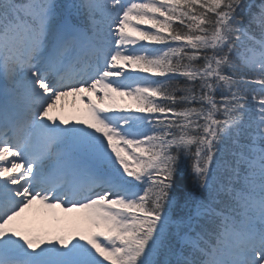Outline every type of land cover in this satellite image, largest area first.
<instances>
[{
	"label": "trees",
	"instance_id": "obj_1",
	"mask_svg": "<svg viewBox=\"0 0 264 264\" xmlns=\"http://www.w3.org/2000/svg\"><path fill=\"white\" fill-rule=\"evenodd\" d=\"M158 1L157 15L128 26L122 41L153 50L127 61L130 71L149 72L158 90L141 117L151 150L134 174L147 194L143 210L121 224L120 262L205 264L210 242L234 223L222 213L235 218L256 192L264 75L238 53L253 47L264 63L256 41L264 0H156L153 8ZM13 2L0 0V30Z\"/></svg>",
	"mask_w": 264,
	"mask_h": 264
},
{
	"label": "rangeland",
	"instance_id": "obj_2",
	"mask_svg": "<svg viewBox=\"0 0 264 264\" xmlns=\"http://www.w3.org/2000/svg\"><path fill=\"white\" fill-rule=\"evenodd\" d=\"M47 19L48 17L44 16L45 29ZM66 25L70 28L74 27L69 21H66ZM119 28L117 26V29L111 32L113 37L108 38V42L114 47L109 55L111 66L107 69L112 74L113 59L121 52L127 53L118 46ZM77 32L85 34L80 29ZM259 41L264 45V32L261 33ZM240 57L245 64L255 67L264 75V71L261 72L264 67L263 56L259 52L250 49ZM7 64L8 62L5 61L4 65ZM15 73L12 67L9 74ZM5 77L4 71L0 68V78L5 79ZM112 78L110 85L101 82L64 97L58 95L60 97L56 99L45 100L47 91L41 90L38 99L45 100L44 105H47V109L42 108L40 111V113L45 111L40 117V128H44L45 132L50 129L57 137L59 142L55 148L57 152L66 155L69 149L74 147L78 155H84L88 161L96 164L92 166L94 169L107 171L105 169L108 165L116 166L117 173L111 175L122 185V192L110 199L101 198L67 205L61 204L57 199L46 198L45 201L44 198L36 197L37 194L33 193L23 196L24 200L19 202L15 210L3 216L0 225V246H10L17 253H24L26 260H21L20 264L29 261L33 264H87L90 254H96L92 256L96 259L101 257L97 256L94 247L90 250L88 242L105 249L106 251L98 249V253L105 258L113 256L108 250L112 237L107 231L125 213L122 207L139 193L140 189L134 186L131 177L133 171L141 167L145 160L141 155L150 148L148 135L143 136L140 130L142 126H136L138 124L134 123L128 126L124 120L133 119L139 111H148L151 108V97L148 94L151 87L144 80H138L134 76H131L127 82L122 76L113 74ZM151 91L154 92V89ZM16 98L22 99V97ZM103 102L116 105L129 113L116 111L104 114L99 111L100 107L97 105ZM128 107L132 110H128ZM124 165L130 166L133 171L129 173L122 171L121 166ZM260 197L253 219L260 225L258 233L264 234V191ZM31 204L35 205L31 206ZM128 205L132 206L133 203L130 202ZM33 207H36L35 211ZM139 208L138 203L133 209ZM257 217L259 218L256 219ZM239 221L246 222L244 216H241ZM116 230L111 232L115 234ZM233 240L234 237H231V241L227 243L230 244ZM242 252L244 253V250L239 247L237 253ZM251 254L263 257L257 260L239 257L240 264H264V253L259 254L253 249Z\"/></svg>",
	"mask_w": 264,
	"mask_h": 264
},
{
	"label": "bare ground",
	"instance_id": "obj_3",
	"mask_svg": "<svg viewBox=\"0 0 264 264\" xmlns=\"http://www.w3.org/2000/svg\"><path fill=\"white\" fill-rule=\"evenodd\" d=\"M31 80L36 81V77L31 78ZM24 81L26 83L28 82V79H25ZM31 88L33 94V89L35 88V85H33ZM23 97L25 102L30 101L29 95L27 93H24ZM30 109H28V113H32ZM36 121H37L36 118L31 119V123L34 125ZM30 140L31 137L29 138L28 141ZM47 142L50 141L48 140ZM47 142L43 144L40 152L35 155L36 157L34 156L26 157L25 159L27 160V163H23V164H21L17 158H10L9 160H5L6 157L1 155V151H0V190L4 194H6V197L9 198L6 200V202L7 201L12 202V200H14L15 202H21L23 196L28 195V191L30 189V185L28 183L29 180H32L34 182L33 185H38L45 174H51L52 172L57 173L58 171L60 174H62L60 169L58 170V167H56V164L60 161L62 154L55 152L54 148H51L50 143ZM72 152H74V150H71V153ZM81 158L85 159L83 156H81ZM81 158H79L78 161H83ZM17 166L20 167L17 168ZM31 169L34 170L35 172V174L33 173L34 175H31ZM23 173L27 174L26 178H22ZM19 178L22 179L19 182H17ZM7 181L12 183L10 185L4 186L3 184ZM58 183L59 184L64 183V181L60 180ZM44 193L45 192H41V194ZM3 202L6 203L5 201ZM33 205L35 204H31V206ZM35 210L36 207H33V211ZM1 264H18V261L6 260L1 262Z\"/></svg>",
	"mask_w": 264,
	"mask_h": 264
}]
</instances>
